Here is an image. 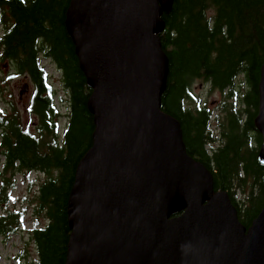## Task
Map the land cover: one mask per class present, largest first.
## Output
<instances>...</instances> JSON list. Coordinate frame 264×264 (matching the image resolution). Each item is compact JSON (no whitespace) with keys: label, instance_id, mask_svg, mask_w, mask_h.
<instances>
[{"label":"water","instance_id":"1","mask_svg":"<svg viewBox=\"0 0 264 264\" xmlns=\"http://www.w3.org/2000/svg\"><path fill=\"white\" fill-rule=\"evenodd\" d=\"M173 0H73L66 28L93 93V146L70 194L65 264H264V209L246 230L162 113L160 35ZM29 92L22 88L21 96ZM254 125L264 166V65Z\"/></svg>","mask_w":264,"mask_h":264},{"label":"trees","instance_id":"2","mask_svg":"<svg viewBox=\"0 0 264 264\" xmlns=\"http://www.w3.org/2000/svg\"><path fill=\"white\" fill-rule=\"evenodd\" d=\"M72 1L0 0V62L17 72L9 80L28 76L33 92L26 111L38 121L32 133L16 108L0 117V176L37 172L44 177L32 204L46 225L36 224L29 233L38 264L66 263L70 194L77 167L93 146L95 123L88 110L93 90L66 28ZM162 21L160 41L169 74L161 111L179 122L187 154L211 172L215 192L228 195L249 230L264 209V166L258 161L262 138L254 125L264 65V0H173ZM42 59L57 65L68 91L69 125L62 137L56 94ZM197 81L225 94L223 118H215L207 105H193L199 102L193 90ZM11 184L5 179L0 187L4 236L23 230L25 218V212L5 208Z\"/></svg>","mask_w":264,"mask_h":264},{"label":"rangeland","instance_id":"3","mask_svg":"<svg viewBox=\"0 0 264 264\" xmlns=\"http://www.w3.org/2000/svg\"><path fill=\"white\" fill-rule=\"evenodd\" d=\"M3 32L4 29L0 26V38ZM40 64L43 71L49 76L50 84L56 94L54 103L60 111L61 116L58 122V132L60 133V137H62L69 125L68 96L63 92L61 73L56 68L54 62L42 59ZM7 66V62H0V117H8L13 113V108H16L21 112L20 117L23 126L28 128L30 132L35 133L38 124L37 118L29 115L26 111L33 92L31 82L28 76L24 74L9 80L17 72L14 67L10 68ZM25 84L29 85V92L21 96L22 88ZM193 90L195 96L199 99V102L193 105H207L215 118L224 117L220 110L226 97L225 94L212 90L209 84L202 81H197L193 86ZM238 92L240 94L243 92V89H239L238 87ZM212 129H216L217 134L215 136L217 138L219 128L216 124V119L212 124ZM3 167V158L0 156L1 176ZM1 176L0 187L3 186L5 179H8L12 183L6 186L5 194H7L9 199L5 208L13 212L23 211L25 212V218L23 230H18L17 233L8 236L0 234V264H38L36 247L30 240L29 233L36 224L46 225L45 219L34 212L32 204L44 177L37 172L26 174L15 173L7 175L5 178Z\"/></svg>","mask_w":264,"mask_h":264},{"label":"flooded vegetation","instance_id":"4","mask_svg":"<svg viewBox=\"0 0 264 264\" xmlns=\"http://www.w3.org/2000/svg\"><path fill=\"white\" fill-rule=\"evenodd\" d=\"M54 64H55V63H54ZM55 66H56V68L58 69V71H60L56 64H55ZM60 73H61V71H60ZM61 74H62V73H61ZM61 84H62V82H61ZM62 87H63V92H65V93L67 94L68 91L65 90V87L63 86V84H62ZM53 92H54V90H53ZM67 96H68V94H67ZM215 130H216V129H215ZM218 130H219V129H218ZM216 133H217V132H215V134H216Z\"/></svg>","mask_w":264,"mask_h":264}]
</instances>
